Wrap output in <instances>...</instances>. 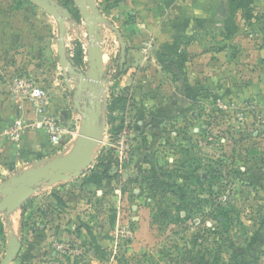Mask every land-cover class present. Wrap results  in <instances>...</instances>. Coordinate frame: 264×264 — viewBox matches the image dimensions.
<instances>
[{"label": "rangeland", "instance_id": "obj_1", "mask_svg": "<svg viewBox=\"0 0 264 264\" xmlns=\"http://www.w3.org/2000/svg\"><path fill=\"white\" fill-rule=\"evenodd\" d=\"M0 9L44 28L31 16L44 11L28 0H0ZM45 22L44 60L29 59L24 72L65 110L68 134L53 157L71 151L81 116L61 76L57 22L48 14ZM173 44L168 78L138 96L119 78L120 51L114 72L108 58L115 109L105 111L100 153L82 176L43 185L0 214V262L18 239L10 264H264V3H228L222 22ZM12 58L0 55L1 79Z\"/></svg>", "mask_w": 264, "mask_h": 264}, {"label": "crops", "instance_id": "obj_2", "mask_svg": "<svg viewBox=\"0 0 264 264\" xmlns=\"http://www.w3.org/2000/svg\"><path fill=\"white\" fill-rule=\"evenodd\" d=\"M96 1L103 15L121 30L127 43L126 61L123 67L120 65L119 78L121 82L133 86L134 92H136L134 96L140 94L138 92L140 89L149 93L156 84L154 82L156 79L159 81L161 78H168V74H165L164 71L168 67L167 63L173 58L172 48L177 49V47H173V42L176 39H181L188 31L211 20H216L217 7L221 3L220 0ZM258 3H264V0H254V4ZM24 15L22 13L10 17L0 9V55L6 53L11 57L15 56L12 61L6 62L3 66L8 73L7 77L0 78V131L17 119L28 126L21 139L16 143H10L4 138H0V179L14 174L17 168L20 170L39 160L52 157L51 151L56 149L50 144L44 129L32 128L34 120L39 119L34 105L28 101L15 102L11 100L9 94L10 78L15 74H20L31 79L25 74L24 66L32 64L29 63V59L32 58H34L33 61L44 60V53H46L45 21L47 14L36 12L31 15L38 26L41 25V20L44 21L42 30L40 27L37 30L36 27L30 29L29 25L24 27L22 20ZM87 38L88 35L80 17L76 19L75 23L68 24L66 46L72 52V57H74L75 46L78 42L82 44L86 61ZM102 43L105 52V65L108 58L110 65L114 64L115 53L118 55L120 51L116 33L110 28H105ZM72 44L74 47L70 46ZM20 58L23 59V62L16 65V61ZM42 66V63L38 62L37 67L34 68L43 72ZM31 80L35 82L33 79ZM35 84L39 85L36 82ZM111 85L112 83H110V87ZM48 112L58 116L61 123L66 125L65 110L59 97L54 101L50 99Z\"/></svg>", "mask_w": 264, "mask_h": 264}, {"label": "water", "instance_id": "obj_3", "mask_svg": "<svg viewBox=\"0 0 264 264\" xmlns=\"http://www.w3.org/2000/svg\"><path fill=\"white\" fill-rule=\"evenodd\" d=\"M53 17L58 25L55 40L57 57L65 86L72 96V106L80 116L78 137L65 155L39 160L29 167L20 169L0 182V214L10 215L19 209L41 186L69 181L82 176L100 153L106 129L105 111L109 105L110 81L104 63L103 33L105 28L113 30L119 40L120 65L127 56V43L121 30L103 15L96 0H74V6L84 23L88 38L86 64L77 66L66 46L68 24L76 22L73 12L58 0H28ZM227 2L217 7L216 21L224 20ZM22 248L21 240L9 242L0 264H10Z\"/></svg>", "mask_w": 264, "mask_h": 264}, {"label": "built area", "instance_id": "obj_4", "mask_svg": "<svg viewBox=\"0 0 264 264\" xmlns=\"http://www.w3.org/2000/svg\"><path fill=\"white\" fill-rule=\"evenodd\" d=\"M68 52L72 58V52ZM110 71L114 72V64L110 65ZM9 94L11 100L15 102L28 101L35 107L39 119L34 120L32 128H42L47 133L49 142L53 147H59L67 137L68 130L63 126L58 116L48 112L50 98L47 91L35 84L31 79L25 78L23 75L15 74L9 80ZM27 125L20 119L14 120L0 131V138H4L10 143H16L21 139L23 132L27 129ZM124 137L119 141L122 155L128 161L130 158V142L126 139L127 131H124Z\"/></svg>", "mask_w": 264, "mask_h": 264}, {"label": "trees", "instance_id": "obj_5", "mask_svg": "<svg viewBox=\"0 0 264 264\" xmlns=\"http://www.w3.org/2000/svg\"><path fill=\"white\" fill-rule=\"evenodd\" d=\"M62 5H64L65 7L69 8L72 12H73V15H74V18L78 19V13L76 12V8L74 6V0H58ZM114 3H117V2H114ZM229 6H236L237 4H239V0H230L229 2ZM73 6V7H72ZM175 53H179V49L177 50H174ZM72 60L74 61V63L77 65V66H82L84 63H85V60H84V50H83V47H82V44L78 43L76 45V49H75V54H74V57H72ZM179 66L182 68V65L179 64ZM116 105V104H115ZM108 108H109V111H113L115 109L114 105H111V103L108 105ZM103 166H105V169H104V175L107 177V178H111L112 176L109 175V165H105L103 164Z\"/></svg>", "mask_w": 264, "mask_h": 264}]
</instances>
